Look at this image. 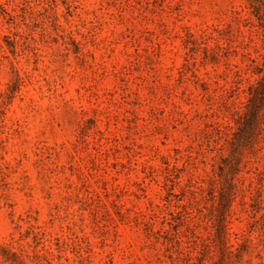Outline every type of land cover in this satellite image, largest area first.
Listing matches in <instances>:
<instances>
[{"label": "rangeland", "instance_id": "1", "mask_svg": "<svg viewBox=\"0 0 264 264\" xmlns=\"http://www.w3.org/2000/svg\"><path fill=\"white\" fill-rule=\"evenodd\" d=\"M263 62L247 0H0V264H264V149L239 250L204 193Z\"/></svg>", "mask_w": 264, "mask_h": 264}, {"label": "trees", "instance_id": "2", "mask_svg": "<svg viewBox=\"0 0 264 264\" xmlns=\"http://www.w3.org/2000/svg\"><path fill=\"white\" fill-rule=\"evenodd\" d=\"M247 2L250 10L264 26V0H247ZM255 68L261 76L250 85L248 100L238 108L236 112L237 129L225 144L223 150L226 151L220 154L221 159L218 162L216 173L211 176L204 189L205 196L210 195L216 200V211L210 213L215 226L214 246L220 245L224 251L240 249V247L234 248V243L230 242L229 215L238 195L239 174L250 163L251 154L257 155L264 149V62L261 65L257 63ZM198 236L196 235L195 239ZM177 241L181 243L182 239ZM202 243L207 248L202 251L198 264H214L206 256L207 251H211V244L207 240H203ZM1 245L7 253L12 251L8 246ZM12 253L15 254L14 251ZM186 255H190L189 252H186ZM5 257L10 259L7 254Z\"/></svg>", "mask_w": 264, "mask_h": 264}]
</instances>
